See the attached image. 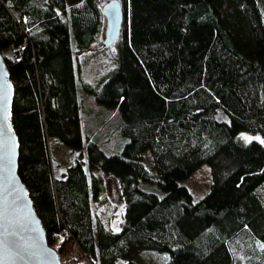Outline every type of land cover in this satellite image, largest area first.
<instances>
[{
  "label": "trees",
  "instance_id": "1",
  "mask_svg": "<svg viewBox=\"0 0 264 264\" xmlns=\"http://www.w3.org/2000/svg\"><path fill=\"white\" fill-rule=\"evenodd\" d=\"M118 2L116 66L83 85L100 110L85 125L70 33L90 45L98 0H0L17 175L48 245L62 264H137L145 250L162 264H264V0ZM49 138L76 153L63 172ZM201 165L209 189L193 201L180 183ZM101 173L119 186L116 231L93 211Z\"/></svg>",
  "mask_w": 264,
  "mask_h": 264
},
{
  "label": "water",
  "instance_id": "2",
  "mask_svg": "<svg viewBox=\"0 0 264 264\" xmlns=\"http://www.w3.org/2000/svg\"><path fill=\"white\" fill-rule=\"evenodd\" d=\"M105 21L103 46L118 38L122 12L118 0H107L100 7ZM13 86L0 54V209L7 207L5 219L0 220V240L5 239L15 251V244L25 246L23 259H8L0 251L3 264H62L58 253L47 241L29 193L17 175L18 141L11 121ZM15 233V235H12Z\"/></svg>",
  "mask_w": 264,
  "mask_h": 264
},
{
  "label": "rangeland",
  "instance_id": "3",
  "mask_svg": "<svg viewBox=\"0 0 264 264\" xmlns=\"http://www.w3.org/2000/svg\"><path fill=\"white\" fill-rule=\"evenodd\" d=\"M38 1L45 4V0ZM106 1L98 0L99 7H102ZM104 28L105 21L103 20L90 45L84 49L76 48L70 33L78 110L80 121L83 119L85 125L94 124V118L97 114L100 115V111L98 110L99 112H97L98 108L95 109L94 104L96 103L94 98L84 90L83 85H94L100 76L106 74L116 66L117 43L113 42L109 46L102 45ZM243 137L252 138L249 135H243ZM47 145L54 174L59 171L58 167L63 169L71 163L76 155V153L63 146L54 138H49ZM111 145V141H106V149L116 147L114 144ZM145 156L148 160L149 155L146 153ZM108 179V177L101 179V192L98 200L93 202L92 206L93 211L108 228L118 230L122 220L123 202L119 194V186ZM180 184L187 187L193 201L199 200L209 189L210 176L208 166L201 165L187 180ZM134 260L137 264L165 263L160 254L152 250L140 252Z\"/></svg>",
  "mask_w": 264,
  "mask_h": 264
},
{
  "label": "snow or ice",
  "instance_id": "4",
  "mask_svg": "<svg viewBox=\"0 0 264 264\" xmlns=\"http://www.w3.org/2000/svg\"><path fill=\"white\" fill-rule=\"evenodd\" d=\"M245 139L250 140L251 138L245 137ZM261 143H264V141H261ZM8 209L7 207H4L3 209H0V220L5 219L6 213ZM7 229H5V239L0 240V251L3 252L4 257L8 259H23L22 253L26 251L25 246L20 245V244H15V251L12 250L9 246V242L7 241ZM12 235H15V233H12ZM0 264H3L2 260H0Z\"/></svg>",
  "mask_w": 264,
  "mask_h": 264
},
{
  "label": "crops",
  "instance_id": "5",
  "mask_svg": "<svg viewBox=\"0 0 264 264\" xmlns=\"http://www.w3.org/2000/svg\"><path fill=\"white\" fill-rule=\"evenodd\" d=\"M95 109H97V108L95 107ZM98 110H99V109H97V112L100 111V110H99V111H98ZM95 120H96V117L94 118V121H95ZM106 137H107V135H106ZM66 167H67V166H66ZM66 167L63 168V169L58 167L59 171H57V172H63V171L66 169ZM98 176H99L101 179H103V178H105V177H108V178H109L108 180H109L110 182H113L114 184H117L116 180H115L113 177H111V176L104 175V174H102V173H101V174H98ZM102 176H103V177H102ZM117 186H118V184H117ZM92 203H93V202H92ZM95 214H96V213H95ZM113 231H116V230H113Z\"/></svg>",
  "mask_w": 264,
  "mask_h": 264
},
{
  "label": "built area",
  "instance_id": "6",
  "mask_svg": "<svg viewBox=\"0 0 264 264\" xmlns=\"http://www.w3.org/2000/svg\"><path fill=\"white\" fill-rule=\"evenodd\" d=\"M77 254H78V253H77V249H76L75 246H73V248H72V253L69 254V255H77ZM78 256H79V255H78ZM67 258H68L67 256H65V257H60V261H61V262H62V261H65ZM84 263H85V264H90V262H89L88 260H84Z\"/></svg>",
  "mask_w": 264,
  "mask_h": 264
}]
</instances>
